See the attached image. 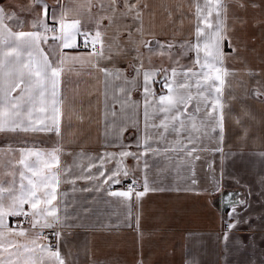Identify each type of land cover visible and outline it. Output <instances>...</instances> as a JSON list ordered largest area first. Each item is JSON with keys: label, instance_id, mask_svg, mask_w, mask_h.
Returning a JSON list of instances; mask_svg holds the SVG:
<instances>
[{"label": "crops", "instance_id": "crops-1", "mask_svg": "<svg viewBox=\"0 0 264 264\" xmlns=\"http://www.w3.org/2000/svg\"><path fill=\"white\" fill-rule=\"evenodd\" d=\"M9 1L0 0V6L11 11ZM43 2L48 5L47 22L52 27L55 26L50 19L52 13L59 18L62 12L68 11L67 19L76 18L80 0ZM145 2L149 5L144 15L145 27L151 25L156 39L167 43L174 36L192 38L194 21L190 0ZM255 4V7L249 4L247 9L234 8L229 19V37L238 54L227 58L224 65L232 74L227 77L225 87L223 142L217 130L204 137L196 145L198 151L191 156L168 152L155 156L149 153L139 162L132 156L124 158L128 177H133L140 187L136 191H144L145 180L149 187L138 201L135 194L127 201L109 195L111 191H127L128 177L121 176L120 183L109 184L102 183L105 177L91 181L77 177L82 167L91 162L90 158L104 153L117 154L116 159L105 165L109 170L107 176L115 168L121 151L138 155L143 152V148L137 147V140L144 135V94L140 86L110 80L106 90L99 73L87 64H76L73 71L62 75L58 85L60 95L66 97L61 135L55 132L0 134L2 149L35 148L50 152L59 148L61 168L71 169L66 177L61 175L54 201L60 216L54 228L62 235L58 241L48 243L61 246L60 241L70 234L83 238L78 248L86 259L82 264H264V156L261 155L264 153V97L258 99L253 94L264 84V0H255ZM27 6L16 5L14 11L18 13ZM38 9L43 10L36 6L35 10ZM91 11L95 13L97 8L94 6ZM20 14L23 27H13V30L33 31L31 23L38 15ZM81 19L85 30L94 29L93 22L86 17ZM107 23L105 20L104 24ZM133 24L130 17H123L109 34L115 28ZM56 27L57 30L46 33L47 43L41 47L45 52L54 51L59 55L60 41L52 39L59 35ZM123 38L126 39V34ZM63 51L69 55L89 52L77 48ZM225 51L229 49L226 47ZM141 52L145 50L142 48ZM188 54L191 64L195 53ZM135 56V51H128L115 63L129 81L135 77ZM151 61L155 68H169L165 66L166 57L152 56ZM148 66L145 52V67ZM137 83L142 85L143 78ZM119 87L131 89L133 103L127 104L123 112L118 111L115 118L109 112L106 120V106L111 107L114 95H122ZM153 88L157 95L164 91L158 83ZM115 107L119 110V104ZM68 115H71L70 121ZM237 118H240L239 124ZM18 158V152L12 157L0 156L5 162ZM7 170L10 169L0 168V176ZM92 172L95 174L97 169L93 168ZM233 208L235 213L230 216ZM14 218L8 217L6 223L15 229ZM229 224L236 226L229 229ZM28 230L29 235L24 238H9L29 242L35 230ZM42 231L46 235V229Z\"/></svg>", "mask_w": 264, "mask_h": 264}, {"label": "snow or ice", "instance_id": "snow-or-ice-1", "mask_svg": "<svg viewBox=\"0 0 264 264\" xmlns=\"http://www.w3.org/2000/svg\"><path fill=\"white\" fill-rule=\"evenodd\" d=\"M190 3L194 21L192 38L174 36L171 42L163 43L156 39L150 24L145 27L144 15L149 9L145 0H80L76 18L67 19L68 11L62 12L59 18L55 13L50 17L58 26L59 35L52 39L60 41L59 55L54 51L45 52L41 47L42 43H47L46 33L53 31L47 22L48 5L43 0H29V5L20 9L34 16L36 6L44 10V17L33 19L31 27L34 30L27 32L14 31L13 27H23V21L15 11L0 6V134L55 132L61 135L66 97L60 95L58 85L62 75L73 71L76 64H87L103 77L106 90L110 80H124L126 84L143 88L144 135L137 140V147L143 148V152L138 155L121 151L115 168L107 176L109 170L105 165L116 159L117 154L104 153L90 158L91 162L82 167L78 179L91 181L105 177L102 183H120L121 176L127 178L130 175L123 164L128 156L138 162L149 153L155 156L182 152L191 156L198 151L196 145L217 130L219 140L223 142L227 107L225 87L227 77L232 74L224 65L227 58L238 54L229 37V19L234 8L247 9L249 4L252 7L256 4L255 0H190ZM94 6L97 8L95 13L91 11ZM81 17L93 22L94 29L85 30ZM123 17H130L134 24L115 28L109 34L117 20ZM105 20L107 24H104ZM125 34L126 39L123 38ZM78 47L90 51L86 55H69L63 51ZM142 48L147 54L148 67H145ZM128 51L136 53L135 77L131 81L115 67L116 61ZM189 51L195 53L192 63L181 64L180 59ZM152 56L167 57L172 66L155 68ZM108 64L113 66L108 67ZM158 76L159 80L156 79ZM140 77L143 78L142 85L137 83ZM157 83L164 90L160 95L153 88ZM261 88L264 84L253 93L258 99L264 97ZM130 91V88L119 87L122 95H114L111 107L106 106V120L109 112L115 118L118 111L123 112L127 104L133 103ZM116 104H119V110ZM67 119L70 121L71 115ZM236 122L239 124L240 118ZM216 150L223 151L222 148ZM16 152L18 159L7 162L0 159V168L10 169L0 176V264H48L49 261L65 264L59 246L48 243L42 230L54 228L60 222L59 208L54 201L61 175L66 177L71 169L61 168L59 148L50 152L35 148H0V156L12 157ZM93 168L97 169L95 174ZM132 184L136 185L137 181L133 179ZM147 191L149 187L145 180L143 192L129 186L127 191H111L109 195L127 201L135 194L138 201ZM234 213L235 208L230 216ZM20 216L35 230L29 242L9 238L29 235L28 229L19 226L14 229L6 223L8 217ZM235 226L228 225L229 229ZM54 234L59 238V232Z\"/></svg>", "mask_w": 264, "mask_h": 264}, {"label": "rangeland", "instance_id": "rangeland-1", "mask_svg": "<svg viewBox=\"0 0 264 264\" xmlns=\"http://www.w3.org/2000/svg\"><path fill=\"white\" fill-rule=\"evenodd\" d=\"M8 3H10L9 4L10 6L12 5L11 11H14V7L16 5L18 7H20L21 4L29 5V0H17L16 3H15L14 0H10ZM20 13L21 12L19 10L18 13H17V15L19 17L22 16V14H20ZM27 13L30 14L29 12H27ZM35 14H37L38 17H41V15L43 14V10H41V9L35 10ZM188 53H187L186 56H184L183 58L180 59V63L181 64H186V65L190 64V56H189ZM171 65H172V61L169 60L166 57L165 66L170 67ZM28 228H30V226L27 227V228H24V229H28ZM46 232H47L46 235L48 237V241H51L52 243L58 241L60 239L61 235H62V234H60L59 238H57L56 235L54 234L55 232L51 233V232H48V230H46ZM56 232H58V231H56ZM81 241H84V239L79 237V236H77V235H72V234H70V237L68 235V237H66V238H64L63 240L60 241V242L63 243V245H61V246L59 245L61 255L63 256L65 261H68V264H70V263H72V264H82V263H84L83 261H86V259L84 258L83 254L80 253V251L78 249L80 243H82ZM79 261H81V262H79Z\"/></svg>", "mask_w": 264, "mask_h": 264}, {"label": "built area", "instance_id": "built-area-1", "mask_svg": "<svg viewBox=\"0 0 264 264\" xmlns=\"http://www.w3.org/2000/svg\"><path fill=\"white\" fill-rule=\"evenodd\" d=\"M52 28H53V31L57 30V27H56V26H52ZM77 49H79V50L90 51V49H85V48H83V47H78ZM133 179H134L133 177H128V178H127V183H126V184H127L128 187H129V186L134 187V189H135V191H136V190H138L140 187H139L138 184H136V185H133V184H132ZM13 223H14V224H13V227L15 226L16 228H17V226L22 227V228H27V227L30 226L29 223H28V221H27L23 216L16 217V218L14 219V222H13ZM56 231H58V228H57V227H56V228H50V229H48V232H51V233L56 232Z\"/></svg>", "mask_w": 264, "mask_h": 264}]
</instances>
